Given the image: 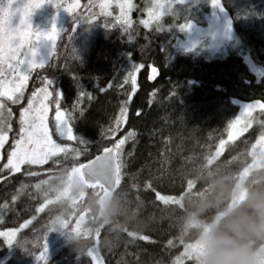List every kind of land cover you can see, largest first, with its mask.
<instances>
[{
  "label": "trees",
  "instance_id": "16d2710c",
  "mask_svg": "<svg viewBox=\"0 0 264 264\" xmlns=\"http://www.w3.org/2000/svg\"><path fill=\"white\" fill-rule=\"evenodd\" d=\"M115 1L78 0L61 18L44 66L24 73L22 94H13L17 102L0 96V130L7 135L0 147V233L15 230L11 245L0 235V264H190L182 253L198 236L185 216L193 198L208 190L204 177L215 172L235 187L256 151L264 149V108L247 113L248 126L227 139L239 112L234 97L264 101V0H219L231 33L215 53L199 42L178 46L195 27H209L212 0H171L148 24L142 19L152 0H131L127 22ZM199 33L196 39L205 40L204 31ZM45 87L48 123L59 105L80 139H60L54 132L55 143L68 153L12 172L4 165L22 133L21 114ZM125 137L120 184L107 194L115 193L121 204L113 227L123 230L116 233L71 190L75 201L57 199L59 190L48 179ZM255 171L244 175L243 187L264 182ZM214 214L208 209L191 223Z\"/></svg>",
  "mask_w": 264,
  "mask_h": 264
},
{
  "label": "snow or ice",
  "instance_id": "6c2138e0",
  "mask_svg": "<svg viewBox=\"0 0 264 264\" xmlns=\"http://www.w3.org/2000/svg\"><path fill=\"white\" fill-rule=\"evenodd\" d=\"M41 4H35L33 6L25 5L24 11L27 12L29 7L39 8ZM104 7V5H102ZM122 13L125 8H130L131 4L120 5ZM15 8V11L11 9ZM67 11V10H66ZM32 13L27 14V18L21 15V8L9 2L7 7L0 4V96H7L8 99L12 100L13 103L17 102L14 98V93H21L23 89V82L27 80V75L24 73L30 72L34 67H43L49 55L50 45L54 40V37L45 38L47 31L40 33L35 41H31L29 38L25 40L23 38L21 30L26 28L31 20ZM14 20L18 21L14 23ZM53 31L56 30L55 21L52 22ZM230 27V25H227ZM39 31V30H38ZM27 44V48H25ZM23 56V59L17 57ZM12 75L15 77V87L8 88L7 85L13 83L8 77ZM131 75V74H130ZM52 81H47L48 85H51ZM134 83V80H133ZM39 93H43V99L48 98L47 87L38 90ZM33 97H38V93L34 92ZM256 105H247L246 109H252ZM264 107V106H262ZM0 108H3V104L0 103ZM48 111V107L40 101V105L37 108H33L32 102H29L28 108H26L21 114V123L26 127L21 128L23 135L20 140L15 142L16 150L10 153L9 159L5 168H11L12 172L19 171V166L24 163L28 164H44L52 157L57 156L60 153H68L70 149L68 147H61L56 144L49 135V130L45 124V114ZM123 116V112L121 114ZM56 128L58 134L62 138H66L69 141L80 139L78 136L73 134V129L69 124L70 116L61 112L59 105L56 109ZM121 121L118 119L117 124ZM247 127V124L244 125ZM115 131V130H114ZM134 133H129V137ZM125 137L117 142L112 148L104 150L102 156H98L94 161L88 164H81L78 168H74V173H79L82 177L85 175L91 180L92 187L105 188L110 184H120V163L118 162L119 151L122 148ZM7 135L5 132L0 130V147H3L6 142ZM264 141V137H261ZM81 143L83 140L81 139ZM223 143V142H222ZM31 146V147H29ZM74 151V150H73ZM40 187V185H37ZM158 199L164 203L169 202V198H166L160 194H157ZM72 199L75 198L71 195L70 188L65 187L63 190L58 191L57 199ZM84 220V217H80V221L77 222L79 228L80 222ZM54 228L52 230H55ZM51 230V231H52ZM15 233H8L0 235L8 236V243L11 245V237ZM69 238L72 239V236ZM98 234V233H97ZM131 235V233H130ZM198 244H189L185 248L184 256L192 258L197 256ZM44 253H47V241L44 244ZM43 258V254H42ZM176 264H180V260H177Z\"/></svg>",
  "mask_w": 264,
  "mask_h": 264
},
{
  "label": "clouds",
  "instance_id": "9594fccd",
  "mask_svg": "<svg viewBox=\"0 0 264 264\" xmlns=\"http://www.w3.org/2000/svg\"><path fill=\"white\" fill-rule=\"evenodd\" d=\"M257 160L254 175H264V149L255 153ZM208 190L194 197L190 215L185 224L198 236L196 264H264V182L249 183L244 187H233L230 180L213 172L204 177ZM85 175L71 170L54 173L48 184L55 190L70 188L72 193L84 199L86 206L110 232L115 228L122 209L115 193L105 195L92 189ZM208 209L215 214L204 223L200 220Z\"/></svg>",
  "mask_w": 264,
  "mask_h": 264
},
{
  "label": "rangeland",
  "instance_id": "374dc122",
  "mask_svg": "<svg viewBox=\"0 0 264 264\" xmlns=\"http://www.w3.org/2000/svg\"><path fill=\"white\" fill-rule=\"evenodd\" d=\"M11 2L14 5L18 6L21 8V15H24L25 18H27L28 13H32L31 20H29V24L26 28L22 29V35L25 40H28L29 38L31 41H35L37 39V36L40 35V33L47 31V36L45 37L46 39L49 37H54L55 36V31H53V24L52 22L55 21V28L57 29L58 26L61 23V18L64 17L67 12L70 10L71 7L76 6L78 3V0H0V4H2L4 7H7L8 3ZM116 4L118 5V10L119 12L118 15L121 20H124L125 22L128 21L129 19V12L131 10L130 8H125L124 12L122 13L120 5L123 4H131V0H116ZM171 2V0H152L151 6L147 9L146 15L144 19H142L145 23H150L156 18L159 17V15L165 11L166 7L169 5L168 3ZM35 4H41L39 8H34V7H29L27 9V12L24 11V6L29 5L33 6ZM76 4V5H75ZM211 11L209 14L210 22H209V27L206 29L202 30H209L211 32L212 38H210V44L208 45V48L206 47L205 49L208 50V52H218L219 48L218 45L222 46L225 42L228 43L230 40V33L231 30L227 25H230V21L224 12L223 7L220 4L219 0H212ZM67 10V11H66ZM11 11H15V8L11 9ZM14 23L18 24V21L14 20ZM195 27V26H193ZM196 28V31H193L191 35L186 38L185 40H178V46L182 48H193L197 45L199 42L201 46V41H198L197 36L200 34L202 30H198L201 28ZM39 30V31H38ZM202 36V35H200ZM206 41V40H205ZM208 42V41H207ZM211 43H214L213 46ZM226 43V44H227ZM27 44H25V48H27ZM51 52V45H50V50H49V55ZM48 55V56H49ZM18 58V57H17ZM19 58L23 59V56L21 55ZM48 58V57H47ZM16 81L13 83H10L7 85V87L10 89L9 85L12 87H15ZM15 94V93H14ZM43 100V103L46 104V100L43 99V93H38V97H36L34 100H32V106L33 108H37L40 105V101ZM235 103L239 106V112L236 116L235 119H233V125L231 127L229 136H227V139H233L236 136H238L244 129V125L247 124L245 119V115L255 109H262L264 107V101L260 99H252V100H244L240 98L234 97L233 99ZM47 105V104H46ZM247 105H256V107L252 109H246ZM56 114L52 118L49 124L46 116H45V124L49 130V135L51 139L54 141L53 134L54 132H57L56 128V119H55ZM22 127H26V125H23ZM23 133H21L18 137L17 140L21 139V136ZM58 137L60 139H63L59 134ZM55 142V141H54ZM57 144V143H56ZM31 147V146H29ZM16 150V145H14L8 154V159L9 155L11 152ZM257 165V160L256 157L254 160L244 168L243 172L241 173V176L239 178V181L237 182L235 187H243L242 185V179L244 178V175H246L249 171L256 169ZM107 192V191H106ZM109 194V192L105 193V195ZM15 230L9 229L6 230L3 234H8V233H14ZM7 239L8 236L4 235ZM14 235L11 237L13 239ZM198 238H196L191 244L197 243ZM185 250L182 253V257L189 259L191 261L190 264H196V258L193 256L192 258L185 257L184 254ZM95 258V256H93ZM97 264H100V262L97 260Z\"/></svg>",
  "mask_w": 264,
  "mask_h": 264
},
{
  "label": "bare ground",
  "instance_id": "6f19581e",
  "mask_svg": "<svg viewBox=\"0 0 264 264\" xmlns=\"http://www.w3.org/2000/svg\"><path fill=\"white\" fill-rule=\"evenodd\" d=\"M204 33L203 35L205 36V40H202L201 41V44L203 45L202 48H204L203 50H206L208 52L207 49H205L206 47L208 48V45L210 44V38H212V35H211V32L209 30H203ZM208 41V42H207ZM213 46H216L214 45V43H211ZM252 68V67H251ZM253 70H255L254 68H252ZM258 76H260V74L258 73ZM104 189V188H103Z\"/></svg>",
  "mask_w": 264,
  "mask_h": 264
},
{
  "label": "water",
  "instance_id": "95a60500",
  "mask_svg": "<svg viewBox=\"0 0 264 264\" xmlns=\"http://www.w3.org/2000/svg\"><path fill=\"white\" fill-rule=\"evenodd\" d=\"M251 67H253V65L251 64ZM154 74H155V71L153 72V76H154ZM152 75L149 77V79L151 80V78H152ZM110 148H112V146L110 147ZM104 154V151L102 152V153H100L99 155H97L96 157H93V158H91V160L90 161H88V162H86L85 164H88V163H91L92 161H94L98 156H102ZM93 178H89L88 177V180L89 181H91ZM116 187V185L115 184H110V185H108L107 187H105L104 189L107 191V192H112L113 191V189Z\"/></svg>",
  "mask_w": 264,
  "mask_h": 264
}]
</instances>
